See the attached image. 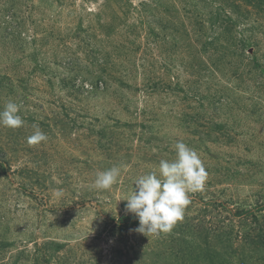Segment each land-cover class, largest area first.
Instances as JSON below:
<instances>
[{
	"label": "rangeland",
	"instance_id": "374dc122",
	"mask_svg": "<svg viewBox=\"0 0 264 264\" xmlns=\"http://www.w3.org/2000/svg\"><path fill=\"white\" fill-rule=\"evenodd\" d=\"M9 101L24 125L0 126V264H264V0H0ZM177 141L204 189L169 233L121 230Z\"/></svg>",
	"mask_w": 264,
	"mask_h": 264
},
{
	"label": "clouds",
	"instance_id": "9594fccd",
	"mask_svg": "<svg viewBox=\"0 0 264 264\" xmlns=\"http://www.w3.org/2000/svg\"><path fill=\"white\" fill-rule=\"evenodd\" d=\"M21 106L9 101L0 111V126L18 129L24 125L19 114ZM46 133L34 126L33 133L27 137L30 145L47 141ZM175 158L161 159L156 171L140 175L134 181L133 191L127 196L126 211L135 215L139 221L136 232L147 237L169 233L184 216L190 204V195L204 189L207 172L199 154L184 142L174 145ZM125 165L113 166L99 171L94 180L97 190H110L117 183Z\"/></svg>",
	"mask_w": 264,
	"mask_h": 264
},
{
	"label": "trees",
	"instance_id": "16d2710c",
	"mask_svg": "<svg viewBox=\"0 0 264 264\" xmlns=\"http://www.w3.org/2000/svg\"><path fill=\"white\" fill-rule=\"evenodd\" d=\"M244 213H237L235 216L239 217ZM116 224L120 227L121 230H129L136 227L139 223L136 217H119L115 220Z\"/></svg>",
	"mask_w": 264,
	"mask_h": 264
}]
</instances>
